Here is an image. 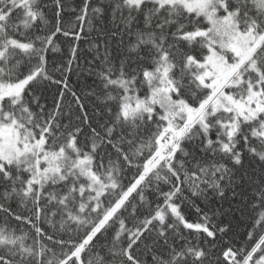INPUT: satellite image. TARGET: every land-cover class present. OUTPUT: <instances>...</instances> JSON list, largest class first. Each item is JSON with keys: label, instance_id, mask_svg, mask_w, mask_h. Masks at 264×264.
Segmentation results:
<instances>
[{"label": "snow or ice", "instance_id": "6c2138e0", "mask_svg": "<svg viewBox=\"0 0 264 264\" xmlns=\"http://www.w3.org/2000/svg\"><path fill=\"white\" fill-rule=\"evenodd\" d=\"M0 264H264V0H0Z\"/></svg>", "mask_w": 264, "mask_h": 264}, {"label": "trees", "instance_id": "16d2710c", "mask_svg": "<svg viewBox=\"0 0 264 264\" xmlns=\"http://www.w3.org/2000/svg\"><path fill=\"white\" fill-rule=\"evenodd\" d=\"M55 42L60 47L61 52L60 53H56L54 55L57 56V57H61V56H63L68 51V42H67L66 38L63 37V36H58L56 38V41ZM81 46L84 47V48L87 47V45L86 44H83V43H82Z\"/></svg>", "mask_w": 264, "mask_h": 264}]
</instances>
